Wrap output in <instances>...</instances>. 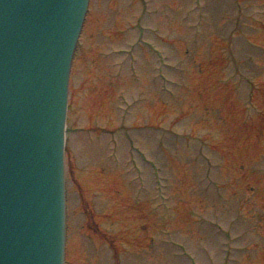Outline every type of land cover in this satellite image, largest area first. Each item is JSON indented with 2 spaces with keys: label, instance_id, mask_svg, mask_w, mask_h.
I'll list each match as a JSON object with an SVG mask.
<instances>
[{
  "label": "rangeland",
  "instance_id": "rangeland-1",
  "mask_svg": "<svg viewBox=\"0 0 264 264\" xmlns=\"http://www.w3.org/2000/svg\"><path fill=\"white\" fill-rule=\"evenodd\" d=\"M89 7L66 263L264 264V0Z\"/></svg>",
  "mask_w": 264,
  "mask_h": 264
},
{
  "label": "water",
  "instance_id": "water-1",
  "mask_svg": "<svg viewBox=\"0 0 264 264\" xmlns=\"http://www.w3.org/2000/svg\"><path fill=\"white\" fill-rule=\"evenodd\" d=\"M90 0H0V264H66L71 65Z\"/></svg>",
  "mask_w": 264,
  "mask_h": 264
}]
</instances>
